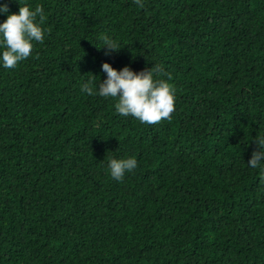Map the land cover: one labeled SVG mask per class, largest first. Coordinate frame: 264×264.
<instances>
[{
  "label": "trees",
  "instance_id": "trees-1",
  "mask_svg": "<svg viewBox=\"0 0 264 264\" xmlns=\"http://www.w3.org/2000/svg\"><path fill=\"white\" fill-rule=\"evenodd\" d=\"M142 3L0 0V23L45 17L27 59H0V264H264V0ZM103 63L161 65L171 119L117 113ZM112 158L137 167L116 181Z\"/></svg>",
  "mask_w": 264,
  "mask_h": 264
},
{
  "label": "clouds",
  "instance_id": "clouds-1",
  "mask_svg": "<svg viewBox=\"0 0 264 264\" xmlns=\"http://www.w3.org/2000/svg\"><path fill=\"white\" fill-rule=\"evenodd\" d=\"M134 3L141 8L144 6L142 0H134ZM0 11L7 12V6H0ZM37 17L40 23L36 22ZM44 19L43 6L37 5L31 10L25 5L19 7L18 14H10L0 23V46L4 48L0 59L5 68H15L18 62L27 59L32 54V41H44V31L40 26ZM101 39L108 50L120 49L108 36ZM102 70L106 73V79L99 83L98 94L101 97L118 98L114 107L121 116H132L146 124L171 119V113L175 110V88L159 78L164 74L161 65H152L151 68L135 73L127 66L117 71L110 64L103 63ZM93 84L94 81L89 80L82 85L81 90L92 96L96 94ZM255 140L260 150L254 151L248 161L249 167L253 169L264 161V137H256ZM136 167L135 158H112L108 161L110 175L116 181H121L126 171L131 172Z\"/></svg>",
  "mask_w": 264,
  "mask_h": 264
}]
</instances>
